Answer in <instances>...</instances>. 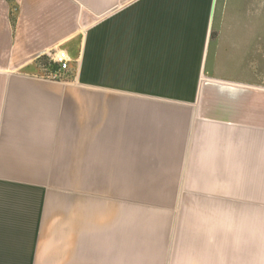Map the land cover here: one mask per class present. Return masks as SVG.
<instances>
[{
	"label": "crops",
	"instance_id": "obj_1",
	"mask_svg": "<svg viewBox=\"0 0 264 264\" xmlns=\"http://www.w3.org/2000/svg\"><path fill=\"white\" fill-rule=\"evenodd\" d=\"M16 3L14 27L0 0V264H256L254 219L227 211L264 194V121L249 67L225 68L241 28L218 0ZM58 47L70 71L47 78Z\"/></svg>",
	"mask_w": 264,
	"mask_h": 264
},
{
	"label": "rangeland",
	"instance_id": "obj_2",
	"mask_svg": "<svg viewBox=\"0 0 264 264\" xmlns=\"http://www.w3.org/2000/svg\"><path fill=\"white\" fill-rule=\"evenodd\" d=\"M218 5V10H226L223 24H237L241 28L236 35L239 47L232 55V59L239 61V64L225 68H236L243 75L244 69L249 67L250 70L247 71L252 74L254 81V121L258 118L259 121H264V113L260 109L264 107V92L256 91L264 89V0H218ZM256 107L260 110H256ZM252 205L254 209L228 210L227 216L254 219L255 225L252 227L258 233L254 244L259 247L256 264H264V225H259L264 224V194H254ZM244 223H247L246 220ZM252 261L255 264L254 257Z\"/></svg>",
	"mask_w": 264,
	"mask_h": 264
},
{
	"label": "built area",
	"instance_id": "obj_3",
	"mask_svg": "<svg viewBox=\"0 0 264 264\" xmlns=\"http://www.w3.org/2000/svg\"><path fill=\"white\" fill-rule=\"evenodd\" d=\"M47 78L59 79L64 78L70 71L71 57L68 52L62 48H56L38 58ZM57 65L53 69V65Z\"/></svg>",
	"mask_w": 264,
	"mask_h": 264
},
{
	"label": "trees",
	"instance_id": "obj_4",
	"mask_svg": "<svg viewBox=\"0 0 264 264\" xmlns=\"http://www.w3.org/2000/svg\"><path fill=\"white\" fill-rule=\"evenodd\" d=\"M10 3L12 4L13 6V11H12V24L13 26L15 27V24H16V19H17V3H16V0H9ZM57 68V65H53V69H56Z\"/></svg>",
	"mask_w": 264,
	"mask_h": 264
}]
</instances>
